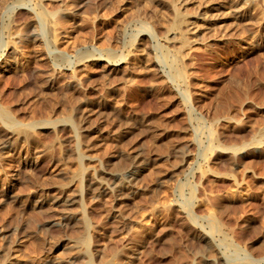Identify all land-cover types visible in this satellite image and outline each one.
<instances>
[{"label":"rangeland","instance_id":"1","mask_svg":"<svg viewBox=\"0 0 264 264\" xmlns=\"http://www.w3.org/2000/svg\"><path fill=\"white\" fill-rule=\"evenodd\" d=\"M169 2L0 0V264H264V0Z\"/></svg>","mask_w":264,"mask_h":264},{"label":"bare ground","instance_id":"2","mask_svg":"<svg viewBox=\"0 0 264 264\" xmlns=\"http://www.w3.org/2000/svg\"><path fill=\"white\" fill-rule=\"evenodd\" d=\"M187 2H186V0H179L178 2L176 1V0H170V2H169V6H170V8H171V10L173 11V13H174V16H175V24H173L175 27H178V28H181V29H183L182 27H184V26H186V25H188V24H190V23H195V22H197L198 20H199V17L196 15V14H192V15H186L185 14V12H184V10H185V8H187L186 7V4ZM179 4H181V5H179ZM181 6H183V7H181ZM184 6H185V8H184ZM183 8V9H181V8ZM183 10V11H182ZM248 11V9L246 10L245 8H241L240 7V9H238L236 12L238 13V14H244V13H246ZM45 23V22H44ZM172 25V26H173ZM53 26V25H52ZM51 26V27H52ZM56 26V25H55ZM173 26V27H174ZM45 27V26H44ZM54 27V26H53ZM52 27V28H53ZM173 27L172 28H170V29H173ZM54 31H55V28H54ZM190 31V30H189ZM54 33V32H53ZM132 52V51H131ZM112 54V53H111ZM4 112L6 111V110H3ZM2 111V114L4 113ZM7 113V111L4 113V115ZM8 114V113H7ZM6 114V115H7ZM5 115V116H6ZM9 116V115H8ZM10 119V118H9ZM13 120V119H12ZM14 121V120H13ZM15 122L17 123L18 121L17 120H15ZM14 122V123H15ZM16 123L14 124L15 126H16ZM19 124V123H18ZM19 125H21V123L19 124ZM19 126H17V128H18ZM22 127V126H21ZM21 127H19V129L21 128ZM21 130V129H20ZM0 161L1 162H4L2 159H0ZM8 169V168H7ZM6 169V170H7ZM11 169V168H10ZM13 169V168H12ZM6 172V171H5ZM4 172V173H5ZM11 173H13V172H11ZM10 174V173H9ZM6 175V174H5ZM11 177H8V175L6 176V178H2V182H0V184L1 183H4V184H6V186H7V190L8 189H10V187L11 186H14V185H16L17 184V179H15V176L13 177V175L11 174L10 175ZM20 183V182H19ZM108 194V193H107ZM108 195H110V194H108ZM61 202V201H60ZM59 206V205H58ZM88 242V241H87ZM89 261V260H88ZM108 262V261H107ZM249 262V261H248ZM242 263V262H241ZM108 264V263H107ZM239 264V263H238ZM243 264H246V263H243ZM249 264H250V262H249Z\"/></svg>","mask_w":264,"mask_h":264}]
</instances>
